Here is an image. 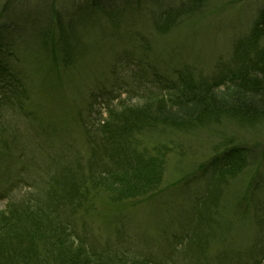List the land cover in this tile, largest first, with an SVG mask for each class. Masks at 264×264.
Masks as SVG:
<instances>
[{"label": "rangeland", "instance_id": "374dc122", "mask_svg": "<svg viewBox=\"0 0 264 264\" xmlns=\"http://www.w3.org/2000/svg\"><path fill=\"white\" fill-rule=\"evenodd\" d=\"M5 1L0 0V10L13 5L3 21L34 9L44 16L43 10L53 5L52 0ZM81 1L55 3L67 11ZM141 4L134 9L133 22L127 23L132 30L114 32L107 24L79 33L80 46L70 55L75 61L59 70L47 63L50 57L36 58L34 37L22 36L21 52L2 74L10 86L18 75L23 98L17 107L7 106L6 126L0 132V210L11 200L50 202L60 207L87 248L107 254L124 251L153 261L169 259L171 264L262 263L264 120L245 126L222 118L180 129L140 125L127 135L128 144L112 137L115 133H107L102 124L111 121L108 105L117 106L126 98L136 102L141 85L157 74L168 76L190 65L209 75L231 63L264 0H211L203 12L166 33L154 27L155 4ZM35 17L28 23H35ZM259 46L264 47V38ZM9 87L6 96L15 98ZM236 146L249 148L250 165L218 179L214 157ZM129 148L136 154H164L163 183L149 195L118 201L97 186L88 196L72 200L58 202L49 194L55 176L61 177L59 196L67 193L62 175L74 178L78 186L90 185L91 176L110 167L111 156L117 158Z\"/></svg>", "mask_w": 264, "mask_h": 264}, {"label": "trees", "instance_id": "16d2710c", "mask_svg": "<svg viewBox=\"0 0 264 264\" xmlns=\"http://www.w3.org/2000/svg\"><path fill=\"white\" fill-rule=\"evenodd\" d=\"M10 1L6 0L4 4ZM147 1L156 6L152 13L154 27L166 33L203 12L211 0H181L175 3ZM55 2L52 0L50 7L46 5L44 16L34 9L22 13L23 16L19 18L3 21L10 15L13 4L10 2V6H2L0 10V83L3 92L0 96V132L6 126L7 106L22 104L23 93L18 85L22 90L23 86L18 75L13 76V86L2 77L9 69L11 58L21 52L19 44L22 36L30 40L34 37L38 43L33 52L36 58L50 57L47 63L59 70V67L69 66L75 61L70 55L71 50L80 46L79 33L94 27L106 28L107 24L114 32L122 28L132 30L127 23L133 22L135 7L142 6V0H83L72 9L63 11ZM31 17H35V23L29 24ZM252 26L231 63L222 64L209 75L196 71L190 65L179 66L168 76L157 74L141 85L136 102L126 98L119 101L117 106H107L111 121L102 124L103 129L107 133H115L111 136H118L119 140L128 144L127 135L140 125L163 124L180 129L203 123H219L222 118L236 120L245 126L263 121L264 47L259 44L264 38V7L259 10ZM25 45L26 42L22 43V46ZM8 87L7 92L14 93L15 98L6 96L4 90ZM131 150L120 152L117 158L111 156L110 167L99 176H91V184H85V187L76 185L74 178L71 181L62 175L63 184L68 187L65 196L57 194L61 177L55 176L57 183L53 182L49 194H54L56 201L60 202L72 200L77 195L86 197L88 190L91 192L97 186L118 201L149 195L163 183L164 154L146 151L136 154ZM250 156L249 148H225L214 157L215 175L218 179L228 174L237 175L250 165ZM50 205V202L40 198L28 199L20 204L11 200L4 210H0V264H171L169 259L153 261L149 257L124 251L107 254L91 250L71 229L60 207ZM257 264H264V261Z\"/></svg>", "mask_w": 264, "mask_h": 264}]
</instances>
